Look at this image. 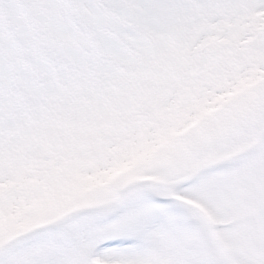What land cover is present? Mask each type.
<instances>
[{
  "label": "snow or ice",
  "instance_id": "snow-or-ice-1",
  "mask_svg": "<svg viewBox=\"0 0 264 264\" xmlns=\"http://www.w3.org/2000/svg\"><path fill=\"white\" fill-rule=\"evenodd\" d=\"M0 264H264V0H0Z\"/></svg>",
  "mask_w": 264,
  "mask_h": 264
}]
</instances>
